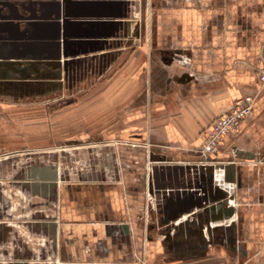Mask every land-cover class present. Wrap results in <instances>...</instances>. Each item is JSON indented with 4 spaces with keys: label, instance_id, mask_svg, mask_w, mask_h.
<instances>
[{
    "label": "crops",
    "instance_id": "crops-1",
    "mask_svg": "<svg viewBox=\"0 0 264 264\" xmlns=\"http://www.w3.org/2000/svg\"><path fill=\"white\" fill-rule=\"evenodd\" d=\"M115 65V135L143 147L129 149L135 160L117 164L110 158L107 171L116 174L121 167L122 181L92 174L79 189L61 193L63 207L50 219L58 223L64 258L138 264L134 253L145 242L147 264H232L214 262V256L264 264V0H0L1 86L14 71L21 89H57L56 74L64 69L73 81L80 72ZM252 94L253 115L215 157L232 165L239 187L240 221L229 238H237L243 252L226 241L222 253L206 254L198 240H192L198 250L176 252L157 229L144 234L138 217L149 215L140 202L148 178L156 187L177 188L187 186L188 171L155 166L160 171L148 177L140 153H154L167 164L200 161L198 151L214 121ZM195 193L189 194L198 200Z\"/></svg>",
    "mask_w": 264,
    "mask_h": 264
},
{
    "label": "rangeland",
    "instance_id": "rangeland-1",
    "mask_svg": "<svg viewBox=\"0 0 264 264\" xmlns=\"http://www.w3.org/2000/svg\"><path fill=\"white\" fill-rule=\"evenodd\" d=\"M117 70L118 66L115 65L91 75L80 72L72 81L64 69L56 74L57 89L48 86L27 90L18 87L20 82L14 76L16 72L11 71L4 79V85H0V264H87L67 261L59 236L55 243L49 229H44L43 224L54 222L50 217L60 214L63 206L59 200L66 189H79L92 174L108 178L112 173L107 171L106 165L112 159L117 164L123 160H135L129 149H134L132 145L143 147V143L131 138L121 140L115 135L120 120L119 88L113 85ZM37 91L41 93L36 94ZM123 145L127 150L119 152ZM140 154L139 158L146 161V168L149 153L145 151ZM150 155L152 160L160 159L154 153ZM54 166L59 167L60 171L59 186L54 196L34 195L24 187L23 179L27 178L31 167L53 169ZM151 170L160 171L157 167ZM187 171V186L162 188L154 184L145 185L144 192L147 193L149 187L151 194L145 195L140 202L145 210L148 209L149 215L142 212L138 217V226L144 234L147 230L157 229V235L167 249H175L176 252H189L200 247L206 254L222 253V249L227 248L226 241L230 242L229 235L236 234L239 215L227 218L207 210L213 206V201L210 203L207 196L210 171L213 172V186L217 187L218 184L213 168L192 167ZM123 175L119 167L111 177L119 176V181H122ZM225 182L228 183L227 175ZM159 188L160 192L157 190ZM219 189L222 190V187ZM178 192L184 196V202L186 193L190 196L189 193L196 192L198 200L206 205L208 212L194 209L164 224L166 217L178 210H171L168 215L162 214L167 206L179 205L177 201L181 202V195ZM227 200L228 208H236L235 197ZM198 223H204L202 235L199 232L193 234L190 230L198 231ZM192 240H198L199 247H193ZM168 242L174 245L168 247ZM237 247L236 244V252ZM147 253L143 242L134 253L136 262L147 264ZM212 259L214 262L246 264L233 262L230 257L214 256Z\"/></svg>",
    "mask_w": 264,
    "mask_h": 264
},
{
    "label": "built area",
    "instance_id": "built-area-1",
    "mask_svg": "<svg viewBox=\"0 0 264 264\" xmlns=\"http://www.w3.org/2000/svg\"><path fill=\"white\" fill-rule=\"evenodd\" d=\"M184 63H187L185 60ZM259 82L264 86V68L261 70L259 75ZM257 101V94L247 95L241 100H239L233 109L222 116H220L211 125L201 148L198 151V155L201 157L200 161L197 162H184L175 161L167 164L168 162H157L152 160L149 153L148 165L146 166L148 177H153L154 173L151 169L155 166L158 168H165V166L171 167H184L186 170L194 168L206 169V167H211L214 169V178L217 181V187H222L227 194V199L235 197L239 191L237 183L225 182V177L227 172L225 170L226 163L216 160L215 157L220 153V151L226 146L227 140L231 137H238L241 134L242 126L247 119H249L254 112V107ZM133 148H137L136 145H132ZM219 177V178H217ZM150 179L148 178L147 185H150ZM224 181L223 185L222 182ZM149 187L147 188L146 196H149ZM228 201V200H227Z\"/></svg>",
    "mask_w": 264,
    "mask_h": 264
},
{
    "label": "water",
    "instance_id": "water-1",
    "mask_svg": "<svg viewBox=\"0 0 264 264\" xmlns=\"http://www.w3.org/2000/svg\"><path fill=\"white\" fill-rule=\"evenodd\" d=\"M166 159H159L157 160V162H166ZM232 165L226 166L225 170L227 172V177H228V182H232L235 183V179H233V177H231V167ZM155 172V170H154ZM207 178L209 179L208 181V185H209V193H208V197H210V203L211 201H213V206L212 207H208L210 212L215 213L216 215L218 214L217 212H222L224 209H227L225 211V216H227V218L233 216L234 214H236V210L234 207H230L228 208V201H227V194L224 193L221 189L214 187L213 186V172L210 171V173L208 174ZM24 181V187L27 189H30V191L36 195V194H43L45 197H48L49 195H53L56 192L57 187L59 186V181H60V171H59V167L54 166L53 169L50 167H31L29 169V173L27 175V178L24 177L23 179ZM200 190H203L202 188H199ZM159 192L161 191L160 188L157 189ZM213 191V193H212ZM186 193V192H185ZM205 193V191H204ZM179 196L181 195V192L179 193ZM186 196V200L183 204L180 205H173L172 208L171 207H166L165 208V212L162 214L168 215V213L171 210H175L178 208V210H176V212L174 213V215L172 216H167L166 220L164 221V224H169L173 221H175L176 219H178V217H180L181 215H183L186 212H192L194 209H198V210H204V213L208 212L205 210L206 205L204 203H202L200 200H196L194 198V196L192 195H188L187 193L185 194ZM188 196V197H187ZM181 197H183V195H181ZM233 198V197H232ZM166 201V199H165ZM164 201V202H165ZM167 202V201H166ZM170 204V202H168ZM222 216V215H221ZM201 214L199 215V220H201ZM43 228L44 229H49L50 235L53 238L54 242H57V238H58V223L57 221L55 222H51V223H45L43 224ZM204 228V223H198V231L196 230H192L193 234H196L197 232H199L200 235H202V230ZM233 227H231L232 229ZM123 229L125 231L128 230V227L126 225H123ZM230 242H232V245L236 246L237 244V238H234V240L231 241V239L229 238ZM238 251L243 252V247H237L236 248Z\"/></svg>",
    "mask_w": 264,
    "mask_h": 264
},
{
    "label": "flooded vegetation",
    "instance_id": "flooded-vegetation-1",
    "mask_svg": "<svg viewBox=\"0 0 264 264\" xmlns=\"http://www.w3.org/2000/svg\"><path fill=\"white\" fill-rule=\"evenodd\" d=\"M52 196H54V195H52Z\"/></svg>",
    "mask_w": 264,
    "mask_h": 264
}]
</instances>
